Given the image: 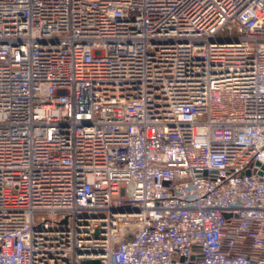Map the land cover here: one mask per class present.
I'll return each instance as SVG.
<instances>
[{"label":"built area","instance_id":"2783aa9c","mask_svg":"<svg viewBox=\"0 0 264 264\" xmlns=\"http://www.w3.org/2000/svg\"><path fill=\"white\" fill-rule=\"evenodd\" d=\"M264 264V0H0V264Z\"/></svg>","mask_w":264,"mask_h":264},{"label":"water","instance_id":"95a60500","mask_svg":"<svg viewBox=\"0 0 264 264\" xmlns=\"http://www.w3.org/2000/svg\"><path fill=\"white\" fill-rule=\"evenodd\" d=\"M89 264H99V261H90Z\"/></svg>","mask_w":264,"mask_h":264}]
</instances>
